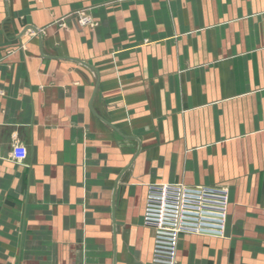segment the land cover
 <instances>
[{
	"label": "crops",
	"instance_id": "crops-1",
	"mask_svg": "<svg viewBox=\"0 0 264 264\" xmlns=\"http://www.w3.org/2000/svg\"><path fill=\"white\" fill-rule=\"evenodd\" d=\"M157 182L264 264V0H0V264H151Z\"/></svg>",
	"mask_w": 264,
	"mask_h": 264
},
{
	"label": "built area",
	"instance_id": "built-area-1",
	"mask_svg": "<svg viewBox=\"0 0 264 264\" xmlns=\"http://www.w3.org/2000/svg\"><path fill=\"white\" fill-rule=\"evenodd\" d=\"M184 203L185 186L182 183L148 185L144 224L155 230L151 264H178Z\"/></svg>",
	"mask_w": 264,
	"mask_h": 264
}]
</instances>
